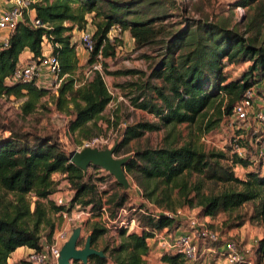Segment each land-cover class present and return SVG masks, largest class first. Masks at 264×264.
Masks as SVG:
<instances>
[{"label": "trees", "instance_id": "1", "mask_svg": "<svg viewBox=\"0 0 264 264\" xmlns=\"http://www.w3.org/2000/svg\"><path fill=\"white\" fill-rule=\"evenodd\" d=\"M236 7L244 10L242 32L223 21L208 22L203 17L187 22L184 18L182 24H174L169 21L174 16L172 0H33L28 8L34 10L35 19L44 26H32L23 14L8 34L6 46L0 47V96L21 98L19 109L28 114L41 97L50 94L47 89L37 87L34 80L5 82L23 49H28L33 58L41 56V42L45 38L57 58L60 78L55 94L49 95L53 108L70 115L67 126L70 133L85 140L99 137L102 125L98 120L108 122L107 118L102 119V111L111 100L103 75L139 73L136 69H106L105 59L113 58L121 43L117 35L108 38V32L112 28L119 33L126 31L134 50L159 45L160 57L146 80L128 83L134 92L131 106L152 114L157 121L126 125L113 153L129 152L126 149L129 142L144 132L164 128L165 133L157 147L130 150L132 155L123 166L125 176L135 182L146 202L171 214L176 206H186L198 208L202 216L213 218L219 212L229 213L249 203L248 220L264 226V169L249 170L241 177L232 171L236 165L245 167L254 152L243 142L245 136L240 135L244 128L236 133L241 145H245L243 157L232 152L229 143L222 149L210 150L201 149L190 137L179 143L181 137L175 130L185 123L189 136L193 130L197 131L196 138L203 136L231 113L247 88L253 87L256 96L264 92V87H256L264 76V0H234L228 4L230 9ZM87 14H91L90 23L94 27L90 34L92 49L84 66L88 75L80 78L75 74L77 59L70 32L73 27L85 28ZM96 62L100 69L92 68ZM237 62L247 65L230 79L222 70L225 65ZM155 79L159 83L152 81ZM0 128L7 127L0 125ZM9 130L7 136H0V264H8L10 253L17 247L39 249L41 231H48L47 239L53 231L51 213L68 211L78 204L83 208L89 206L95 214L107 203L111 204L107 210L112 217L126 202L125 192L111 194L102 201L105 192L97 189L95 181L104 178L93 179L86 170L76 167L54 138L25 133L11 135ZM254 136L264 137L260 129ZM87 167L99 169L91 164ZM55 172L73 190L68 208L48 198L55 184L51 174ZM205 182L220 184L222 188L205 192ZM113 184L118 186L115 181ZM138 210L135 221L139 230L120 229L119 243L110 253L107 255L106 249H102L103 256L91 255L85 264H108L109 260L110 264H145L146 239L154 231L178 225V220L144 205ZM87 228L90 243L95 247L94 242L106 230L93 220L87 222ZM255 252L264 257V236L256 241ZM160 260L165 264H184L180 254L175 253H165ZM18 264H24L23 258ZM70 264L83 263L72 260Z\"/></svg>", "mask_w": 264, "mask_h": 264}, {"label": "rangeland", "instance_id": "2", "mask_svg": "<svg viewBox=\"0 0 264 264\" xmlns=\"http://www.w3.org/2000/svg\"><path fill=\"white\" fill-rule=\"evenodd\" d=\"M233 1L234 0H172L175 9H173L174 16L171 17L169 21L176 24L183 22L184 18H186L184 21L187 22L188 20L203 17V19H206L208 22L217 23V21H223L227 23L229 27H235L238 32H242L245 16L243 13L239 16L235 9L228 8V4ZM79 31L81 32V30ZM87 31L89 32L90 29H87ZM128 38V34H125L120 40L121 43L115 48L114 57L105 59L107 64L106 69L109 71L117 69H136L139 73L128 75H103L111 100L102 111V119L107 118L108 122L98 120V123L102 125V132L100 133L101 138L97 141L96 147L100 149L115 146L116 143L119 142L121 132L126 125L139 121H157L152 114L131 106L130 97L134 92H131L133 87L129 86L128 83H139L146 80L152 66L158 61L161 50L159 45L156 44L134 50L133 43L131 44ZM83 65L84 62L76 67V76L80 78L85 74L88 75V71L83 69ZM246 65V63L241 62L225 65L222 72L231 79L236 77ZM50 75L52 79H54L53 75ZM152 81L154 83H159V80L156 79ZM53 85V81L48 84L49 89L47 90L50 94H55L56 88H54ZM50 94L41 97L34 110L28 114H23L19 109L20 102L22 101L21 98L0 96V125H5L7 127L6 129L0 128V136H7V130L10 129L9 131L11 135L20 136L21 133H25L29 136L37 135L52 137L59 143L60 149L67 155L74 150H80L85 139L68 131L67 126L70 115L56 111L53 108V105L49 100ZM262 100L264 101V99ZM236 124L237 121H235L229 114L224 116L213 130L204 134V136H199L198 138H196V130H193L192 135H188V129L185 123L177 125L175 130L179 132L181 137L179 143L190 137L193 138L195 143L203 150L222 149L225 147V144L229 142V139L238 132V130L234 128ZM247 124L250 126L251 130L259 129L258 126L251 123V118L247 120ZM164 133V128L151 132H144L137 140L129 142L126 148L129 152L118 155L113 153V156L117 158L128 156V158H130L132 155L130 150L134 148L157 147L161 144ZM248 134L252 137L251 132ZM243 142L246 144L247 140H244L243 138ZM86 171L87 174L92 175L93 179L101 176L104 178V180L95 181L97 189L100 192H105L102 193V201H105V199L111 194L126 193L127 200L120 207L124 210L123 217L134 218L135 220V213L139 212L138 208L140 205H144L148 210H160L142 198L140 189L131 178L126 177L128 186L127 188H122L120 185H114L113 182L115 180L113 177L111 175L110 177L105 176V173L107 172L101 169L96 170L87 167ZM232 171L238 177H241L243 174L242 168L240 169V167L237 166H234ZM52 180L55 184L51 188V194L48 196L49 199L58 195L57 193L59 190H57V187H62V191L60 192H62L61 195L63 197H72L73 190L65 186L63 176L58 173V175L54 176ZM221 188L222 186L220 184L205 182L204 191L208 192L209 190H212L213 192H216ZM104 205L107 210V207H110L111 204L105 203ZM63 207H70V200ZM175 208L182 212V216L177 215L176 217L178 223H180L179 225L184 226L185 216L190 218L195 217V219H198L200 222L210 225L212 229L223 238L233 240L238 248L246 250V261H248L249 264H264V257H259L255 252L256 241L264 236V226L248 220V215L250 213L249 203H246L229 213L219 212L213 218L207 216L208 222L203 220V216L199 213L198 208L189 209L186 206H176ZM63 212L64 216H62L60 212L49 214L54 225L53 231L50 234L49 239H47L46 234L48 231L42 230L40 237L41 241L44 243H50L54 237L62 232L64 233L66 240L71 230L75 227H79L80 231L77 247L81 248L85 237L89 234L87 222L91 220L97 221L101 226H103V221L106 223V216L103 217V215H99V213H95V215L94 212L89 210V206L83 208L78 204H74L68 211L63 210ZM106 212L107 216H109L108 218H111V216L108 215V210ZM77 214L79 216L75 218ZM210 220H213V222H209ZM120 229H111V227L110 229H106L105 227V233L94 242L95 247H92L97 250L106 249L105 254L108 255L110 250L119 243ZM168 230L171 233V228H168ZM170 233L165 232L167 235ZM171 235H173V233H171ZM153 246L154 245L151 244V249ZM144 262L145 264H163L158 262V259L156 258H153L152 263H150L148 259H145ZM108 264H110V260L108 261Z\"/></svg>", "mask_w": 264, "mask_h": 264}, {"label": "built area", "instance_id": "3", "mask_svg": "<svg viewBox=\"0 0 264 264\" xmlns=\"http://www.w3.org/2000/svg\"><path fill=\"white\" fill-rule=\"evenodd\" d=\"M6 2L12 3L10 7H7L4 11L0 13V32L5 31L7 35H4L0 39V47H4L7 44L8 34L14 29L17 19L20 17L22 20V15L27 16L28 4L33 0H5ZM238 15H242L243 9L241 7L235 8ZM28 18V17H27ZM29 23L32 26H44L35 17L29 19ZM111 38V37H109ZM79 41L82 48L87 52V54L92 49V42L90 39V33L82 30L80 33ZM42 57V58H41ZM99 59L100 56L97 55ZM41 68H45L54 78V88L57 87L60 78L58 77V62L57 58L51 52L46 55H41L37 58H29L23 64L16 66L14 71L5 78L7 84L19 83V82H29L35 79ZM93 69H99V63L92 64ZM255 89L253 87L247 88L240 100L235 103L232 107L230 116L237 121L235 129H249L252 135H255L258 131L251 130L250 126L247 124L249 118V110L251 108L252 102L255 99ZM255 121L262 123L264 122V111H258L252 114ZM204 136V135H203ZM240 136L233 135L229 139V145L231 151L237 156H244L245 145H241ZM255 137V136H254ZM101 137H95L89 140H85L82 144L83 147H96L97 141ZM254 152L249 156L250 163L258 165V168H264V137L256 136L253 141ZM247 145V144H246ZM97 148V147H96ZM64 184L68 187L67 180L64 178ZM59 192L58 195L51 197V200L56 205H65L71 198H65L61 195L62 187H57ZM71 191V190H69ZM106 207L104 204L99 208V215L106 216V223L103 221V227L106 229H120L124 228L127 232L138 231L139 227L135 225V220L133 218L123 217V212L121 208L115 211L114 216L108 218ZM156 213H162L166 216L177 217L181 215V211L178 209L174 214H171L165 210H156ZM64 216V212H60ZM109 215V214H108ZM79 215L77 214L75 218ZM185 228L181 233L177 235H159L158 239L160 241V246L165 253H175L180 254L184 264H196L200 256V249H208L210 252L215 254L213 258V264H233L238 261H246V250L238 248L237 244L231 239H225L220 236L215 230L209 228L205 223L200 222L195 217L185 216ZM110 225V226H109ZM65 241L64 233L58 234L50 243H44L40 240L39 249H29L28 252L23 257L24 264H58L57 257L59 249L62 243ZM198 250V252H197ZM211 264V263H208Z\"/></svg>", "mask_w": 264, "mask_h": 264}, {"label": "crops", "instance_id": "4", "mask_svg": "<svg viewBox=\"0 0 264 264\" xmlns=\"http://www.w3.org/2000/svg\"><path fill=\"white\" fill-rule=\"evenodd\" d=\"M7 4H9V2H6L5 0H0V13L2 11H4L8 7ZM90 16H91V14H87L85 16V19H86L87 22H86L85 28L83 30L87 31V29H90L89 33L91 34L92 31L94 30V27L90 23ZM27 17L29 19L34 17V10L33 9H28ZM66 24H68V23H66ZM80 33L81 32L79 30H77L75 27H73L71 32H70V42L74 44L75 56H76V59H77L76 65L79 66V65H81L84 62L83 66H85V60L87 59V55L88 54L82 48V45H81V43L79 41ZM125 34H127L126 31H123V32L119 33L117 28H112L108 32L107 37L109 38V37H112L114 35H117L118 37H120L122 39L125 36ZM4 35H7L6 32L5 31H1L0 32V39L2 37H4ZM128 39L130 40V42L132 44V39L130 37ZM50 52H51V45L44 38L42 40V42H41V55H46V54H48ZM31 57H32V53L26 48L23 49L18 55L17 66L23 64L27 59H29ZM83 69L85 70L86 68L83 67ZM75 74H76V71H75ZM85 76H87V75L85 74ZM51 81H53V83H54V79H52L50 73L48 71H46L45 68H41L39 73L37 74V76L34 79V84L37 87L49 89L48 84H50ZM256 87L260 88V89L261 88L263 89V87H264V76L256 84ZM259 91H262V90H259ZM263 98H264V92L262 93L261 96H256L255 97V99L253 100L252 105H251V109H250L251 112L249 111V118H251V123H253V124H255L256 126L259 127L260 131L263 133V136H264V122H262V123H259L257 121L255 122V120L252 117V113H256L258 111H264V101L262 100ZM248 133L249 132L246 129L240 131V135H244L245 136L244 140H247V143H246L247 146L254 148V144H253V139L254 138H252L251 135H249ZM247 162H248V164L245 167H243L241 165L240 166L236 165L237 167H240V169L242 168L243 174L245 172H248L249 170L250 171H255L256 170V171H259V172H263L264 168H260V167L258 168V165H254L253 163H250V158L247 159ZM57 175H58L57 172L52 173L51 174V179H53V177L57 176ZM203 220L208 222L207 221L208 217L207 216H203ZM209 222H213V220H210ZM179 224L180 223H178V225H175V226H173L171 228V230H172L171 233H173V235H177V234L181 233L182 230H184L185 222H184V226L183 225H179ZM165 232L166 233L167 232L170 233L168 228H162V229H159L157 231H154L153 235L146 239V245H147L148 250H147V253L143 256V260L148 259L150 261V263H152L153 262V258H156V259H158V262L165 264L164 262H162L160 260V257L163 254H165V252L162 250V247L160 246V241L158 239L159 235H161V234L167 236V234H165ZM171 233L169 235H171ZM148 240H150V241H148ZM151 244L154 245L152 247V249L150 247ZM28 250H29V248H27L25 246L17 247L15 250H13L10 253V255H9L8 259H7V263L8 264H18V262L20 260H22L24 255L28 252ZM200 256L202 258L199 259L196 264H208V263L213 264L214 263L213 262V258L215 257V254L210 252L208 249L201 248L200 249Z\"/></svg>", "mask_w": 264, "mask_h": 264}, {"label": "water", "instance_id": "5", "mask_svg": "<svg viewBox=\"0 0 264 264\" xmlns=\"http://www.w3.org/2000/svg\"><path fill=\"white\" fill-rule=\"evenodd\" d=\"M11 5L12 3L7 4L8 7ZM20 20L21 18L19 17L17 22ZM114 148L115 146L101 149L96 147H83L80 150L70 152L68 160L82 171H85L88 165H94L111 175L115 182L122 188H127L128 182L123 171V166L128 156L114 157ZM79 231V227L73 228L67 239L62 243L57 257L58 264H70L72 260H78L85 264L87 258L91 255L103 256L102 250H97L92 247L89 235L85 237L82 247H77Z\"/></svg>", "mask_w": 264, "mask_h": 264}]
</instances>
